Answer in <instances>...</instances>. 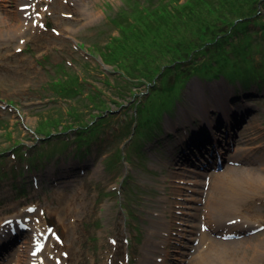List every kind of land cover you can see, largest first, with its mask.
Instances as JSON below:
<instances>
[{"label":"rangeland","instance_id":"rangeland-1","mask_svg":"<svg viewBox=\"0 0 264 264\" xmlns=\"http://www.w3.org/2000/svg\"><path fill=\"white\" fill-rule=\"evenodd\" d=\"M16 1L0 0V11L6 6L13 24L17 22L13 10L19 8ZM135 1L87 0L95 17L88 23L67 22L68 34L58 37L49 48L43 46V40L34 43L25 36L7 51L0 50V223L14 216L27 217L26 206L33 204L38 208L36 220L40 224L53 228L65 245L74 241V255L69 259L61 255L67 252L65 247L55 241L61 264H183L184 259L191 262L190 255H195L193 247L199 244L189 236V231H193L194 210L179 211L177 206L188 205L181 200L185 195L201 198L194 188L180 182L191 180L200 164L209 169L210 161L217 173L231 166L227 164L264 167V29H260L264 2L251 9L257 16L253 17L246 42L252 49L249 57L252 67L262 72L250 74L245 80L250 81L248 87L227 73L193 77L176 100L165 106L168 93L157 91L153 97L151 92L144 98L150 90L148 84L141 85L128 78H124L128 82L124 83L120 77L122 71L103 62L107 55L100 48L119 35L111 19H120L125 12L129 18V13L137 14L139 8L160 4L159 0H154V4H149L150 0H137L134 4ZM33 2L42 9L49 7L41 0ZM68 14L73 16L72 11ZM171 21L177 25L175 19ZM42 22V28L53 30L60 20L47 15ZM4 28L0 27V36ZM150 28L153 32L157 27L145 23L141 27L146 33ZM4 42L0 37V49L6 45ZM228 49L233 52L231 46ZM16 56L25 62L17 63ZM245 65L241 61L235 68L239 71ZM17 66L19 72L14 71ZM24 78L30 79L29 83L18 86L16 79ZM130 82L136 83L131 85V91L126 89ZM96 94L105 100L99 109L93 107ZM200 95L204 96L203 101ZM138 101L148 103V109L142 108L145 110L142 115L135 110ZM200 104L210 109L209 120L205 111L197 112ZM105 108L108 123L88 147L82 144L79 151L75 127L88 123ZM161 108L168 111L157 118L158 128L151 131L138 124L142 116H152L153 112L162 111ZM219 108L229 116L222 114L223 122L214 126ZM242 115L248 116L244 119ZM239 119L241 127L233 130L237 133L235 139L230 129L236 127L234 123ZM224 125L228 126L230 135H224ZM210 132L219 139L215 142L211 139L212 144L206 145L202 155L198 154L201 149L195 148L193 154L197 158L189 157V162H183L181 151L191 145L196 147V142L202 143ZM143 136L144 140H139ZM80 138L86 141L89 136ZM247 148H251L253 160L232 161L235 152ZM222 155L224 159L219 163ZM214 161L218 164H213ZM172 174L178 178L174 179ZM204 189L207 193L208 187ZM207 199L204 196L198 205L194 202L189 205L199 210L202 220ZM66 202L77 209L70 219L75 226H64L68 224L63 221L62 211ZM258 208L257 215L246 212L253 215L250 219L255 222L254 229L242 235L232 232L221 239L230 243L231 248L248 250L244 256L235 257V263L243 259L247 260L246 264H264V249L255 251L260 257L254 249H248L252 240L264 244V230L257 223L259 218H264V202ZM179 218L184 219L185 225L177 223ZM168 225L172 226L166 245L169 253L163 258L161 236ZM194 229L198 230L199 224ZM31 236L29 231L19 237L20 241L16 239L14 250L5 256L4 264H14L12 257L17 250L31 249ZM23 259L21 264H27V255ZM48 260L54 262L52 257Z\"/></svg>","mask_w":264,"mask_h":264},{"label":"trees","instance_id":"trees-1","mask_svg":"<svg viewBox=\"0 0 264 264\" xmlns=\"http://www.w3.org/2000/svg\"><path fill=\"white\" fill-rule=\"evenodd\" d=\"M150 1L151 3L147 1L145 5L154 4V0ZM159 1L160 4H154V8L145 6V9L139 8L137 14L129 13L130 19L126 12L120 19L117 17L111 19L119 29V35L113 36L105 47L100 48L107 55L103 62L114 66L116 71L121 70L120 77L124 83H128L124 79L128 78L141 85L150 86L149 92L143 95L144 98L151 92H154L153 97L158 92L168 93L165 106H169L193 77H211L227 73L233 80H239L248 87L250 81L245 80L250 74L262 72V69L252 67L249 59L252 49L246 42V37L251 32L253 17L257 16L251 9L258 7L264 0ZM137 2L136 0L134 4ZM172 19H175L178 26L171 21ZM261 21L260 29H264L263 19ZM144 23L157 28L153 32H150V28L146 33L141 29ZM236 39H239L237 42L239 44L232 43ZM230 46L232 53L228 49ZM241 61L246 65L237 71L236 63ZM230 67H233L232 70L235 72L231 73ZM238 76L242 79H238ZM131 85L135 86L136 83L130 82L126 89L131 91ZM136 94L132 93L135 98L138 97ZM94 99L93 107L99 109L105 105V100L101 96L97 95ZM151 101L152 98L149 103ZM101 104L102 106H99ZM174 105L172 103V107ZM144 107L148 109V103L138 101L135 110L141 111L142 115ZM161 109L163 110L153 112L152 116L145 114L138 124L147 126L151 131L155 130L159 126L157 118L168 111L165 108ZM106 111V108L101 110L99 115L95 114L88 123L75 127L77 134L75 143L78 144L79 151L82 144L88 147L101 132L100 129L108 123ZM94 132L96 134L93 137ZM83 135H88L89 138L82 141L80 137ZM144 137L139 140H144ZM136 150H139V147ZM37 155H40V152ZM32 161L34 162V157Z\"/></svg>","mask_w":264,"mask_h":264},{"label":"bare ground","instance_id":"bare-ground-1","mask_svg":"<svg viewBox=\"0 0 264 264\" xmlns=\"http://www.w3.org/2000/svg\"><path fill=\"white\" fill-rule=\"evenodd\" d=\"M16 3L21 10L18 7L16 10H13L14 17L17 20L15 24L12 23V15L9 14L6 6H3V9L0 11V27H5L2 30L4 33L0 37L5 41L4 43H6V45L0 49L1 51H7L11 44L19 43L25 36H28L30 41H33L34 43H38L43 40V46L45 48H49L52 43H55L57 39H60L58 37L68 34L66 30L67 22L74 20L77 23H88L89 19H93L95 17V14L90 11V7L87 5V0H41L42 4L45 3L49 5V7L43 9L40 7L39 3L31 0H19V2L17 0ZM70 11H72L73 16L68 14ZM47 15L56 17L57 20H60L58 24L56 23V27L53 30L41 27V24H43L42 21ZM15 53L17 54L20 52L16 51ZM22 62H25V60L17 57V63ZM14 71L19 72L20 66L15 67ZM16 80H19V82L16 83L18 86H21L24 83L26 85L30 81L28 78ZM12 84H14V82H12ZM200 98L203 101L204 96L200 95ZM204 111L205 114L209 116V120L211 111L205 104H202L199 106V109H197V112L202 113ZM226 113V111H222L219 108V112L216 116L217 119L219 120L222 114H225V117H228L229 115H226ZM205 114H202V118L204 120ZM247 116L248 115H242L241 117H244L245 119ZM240 124L241 119L237 120L236 123H234L236 127L233 128L232 126L230 130L233 131L235 129L237 131L241 127ZM213 125L215 126V124ZM234 137L237 139V133H235ZM211 139L215 142L219 139V137L214 135L213 132H210L208 138L202 140V143L200 141L196 142V147L191 145L190 148L183 149L181 151L185 157L181 158L183 162H189L191 159L189 157L194 159L197 158V155L193 154L195 148H197V151L198 148H200L201 151H199L198 154L202 155L205 151L206 145L212 144ZM178 145H176V147H178ZM183 155L181 157H183ZM253 157L254 155L252 154L251 148H247L235 152L232 156V161H239L241 163V161L244 162L246 160L250 162L253 160ZM223 159L224 157L222 155L220 160L223 161ZM214 163L218 164L215 161L213 164ZM227 165L231 166L225 171L217 173L215 172L211 161L207 164L209 169L202 167L200 164L196 167L197 174L192 177L191 180H184L185 182H180V184L190 185L194 188L196 190L195 193H197L201 199L204 196L208 198L204 220H202L203 215L200 214L197 208L194 209L189 206L191 202L198 205L201 202V199L196 200L193 198V195H185V197L181 198V200L187 202L188 205L183 203V205L187 206H177V208L180 209L179 211H186L188 208L194 210V215L191 216L193 218V231H189V236L194 238L195 241H199L198 246L196 248L193 247L195 249V255H190L191 262L184 259L182 260L183 264H246L247 262V260L243 261V259H241L239 263H235L233 260L235 257L244 256L248 250L243 251L231 248L230 243H225L221 239L224 235L230 236L232 232H235L237 235H242L247 234L250 230L254 229L253 226L255 225V222L250 219L253 215L248 216V214L253 213L257 215L259 210L258 206L264 202V167L242 168L239 166L236 167L234 164ZM172 177L176 179L178 178V175L172 174ZM204 187H208L207 193L205 192ZM190 192L194 193L192 190H190ZM62 211L65 215L63 220L64 223L65 221L68 222V224H64V226L67 227L69 224L70 226H75L76 224L74 221H70L72 215H74L75 212L77 213V209H75L72 203H63ZM246 212L248 214H246ZM37 213L38 210L36 209L33 215L25 218L29 221H33V224H29L28 226L30 228V232L32 233V237L39 240L44 236H47L49 227L46 224H40L39 220H36ZM188 215L191 214L189 213ZM15 218L12 219L8 225H2V222L0 223V256L4 254L0 258V264H4L5 256L13 252L16 245V239L20 241L19 237L25 234L17 230L18 235L12 236L11 230H16L17 226ZM17 219H20V217L17 216ZM178 220L179 221L177 223L180 224V226L185 225L184 219L179 218ZM258 222L260 224L259 226H261L260 228H263L264 230V218H259L257 223ZM12 224L14 225L12 226ZM197 224H199V229L195 230L194 227L197 226ZM65 229L67 230V228ZM26 230H28V228H26ZM63 232L65 235L66 231L63 230ZM156 232L158 233L159 231ZM171 233L172 226L168 225L167 230H165V233L161 236L162 242L160 248H162L161 257L163 258H166L169 253L166 245L170 240ZM57 235L58 233L53 231V234L48 236L47 241L44 243L43 251L36 257H32L30 255L32 248H25L26 251L25 249L17 250L12 257V259H14L13 263L21 264L24 261L23 258L27 255V264H61V259L59 255L56 256L55 251L57 248V245L55 244V236ZM219 236L221 238H218ZM76 239L78 240L79 237ZM73 244L74 241L68 246L65 245L64 242H61V247H65L67 251L66 253L62 252L61 255L65 256L66 259H69L74 255ZM248 249H254V252L259 249L263 250L264 244L261 242L255 243L254 240H252L248 245ZM255 255L260 257L256 252ZM49 257H52L54 262L48 260ZM40 259H43L42 263H40ZM63 264H65V262Z\"/></svg>","mask_w":264,"mask_h":264}]
</instances>
